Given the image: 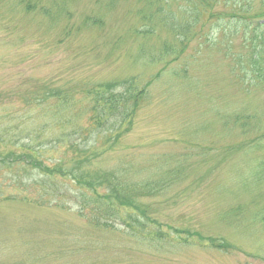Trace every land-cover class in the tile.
Masks as SVG:
<instances>
[{
	"label": "rangeland",
	"instance_id": "obj_1",
	"mask_svg": "<svg viewBox=\"0 0 264 264\" xmlns=\"http://www.w3.org/2000/svg\"><path fill=\"white\" fill-rule=\"evenodd\" d=\"M66 3L73 30L61 43L64 19L54 29L34 14L26 23V39L0 27V36L5 35L0 38V264H129L117 247L95 245L99 239L112 244L113 235L125 231L117 224L125 215L106 216L115 221L99 230L93 223L94 201L87 199L108 194L116 181L141 167L143 177L163 188L143 200L151 218L192 232L195 227L216 242L172 244L161 255L141 252L146 256L137 264H264V191L254 177L264 147L250 148L264 133V84L238 79L221 36L211 45L193 42L165 69L166 61L141 60L149 49L175 41L160 25L157 33L135 32L152 24L143 21L137 0ZM171 12L175 23L186 26L183 7L174 4ZM89 15L102 16L103 30H78ZM133 77L152 84L132 129L117 140H109L103 129H87L84 103L62 110L59 122L48 113L53 100L42 101L47 84L58 89L70 85L82 97L83 87L95 83L118 85L114 92L121 93ZM237 112L256 116L257 135L223 127ZM7 128L10 136L1 138ZM14 130L22 136L18 143ZM40 131L33 143L36 152L18 149L26 145L28 132ZM208 143L214 144L210 152L204 148ZM38 164L46 172L64 169L50 174ZM79 169L88 172L92 186L78 184L76 177L86 182ZM230 205L240 216L223 220L220 215L228 214ZM144 250L151 253L148 244Z\"/></svg>",
	"mask_w": 264,
	"mask_h": 264
},
{
	"label": "trees",
	"instance_id": "obj_2",
	"mask_svg": "<svg viewBox=\"0 0 264 264\" xmlns=\"http://www.w3.org/2000/svg\"><path fill=\"white\" fill-rule=\"evenodd\" d=\"M66 2L67 0H0V27L5 29L4 32L9 33V35L20 32L22 34L20 36L26 39L29 34V25L26 23L29 20L36 17L41 18V21L48 20L50 26L55 29L64 19L63 24H66L62 27V30H66L61 33V37L58 39V43H61L64 39H68L70 31L73 30L72 13ZM137 3L141 4L138 13L142 15L143 21L147 20L152 24L147 27V30L141 29V26L137 27L135 32L141 30L144 35L157 33L159 27L157 25H160L167 32L174 35L175 41L174 44L164 41L159 48L149 49L150 52L143 56L141 60H146L149 64L164 63L163 61H166L164 63L166 64L165 69L169 61L178 60L193 42L197 41L200 45H211V43H215L213 41L221 36L223 40L227 41L225 55L231 58L233 68L238 67L240 73H236L238 79H241L243 83L264 84V0H137ZM177 3L179 7L184 8L187 14L186 26L174 22L171 11L174 4ZM63 4L64 6L61 7ZM34 14H37V16L35 17ZM83 21L81 26H77L79 31L83 29L82 27H100L99 29L103 30V18L100 15H89ZM9 25L10 27L14 25V29L10 30ZM4 36H0L1 40L5 39ZM234 38L240 39L234 42ZM179 75V77H183L181 72ZM150 84H152V80L141 84L137 78L133 77L132 81L127 80L125 90L117 93L114 91L118 88V85L95 83L93 86L83 87L80 94L82 97H79V94L75 92V89L72 90L70 85L58 89L47 84L45 89L49 92L44 93L42 101L45 99L53 100L48 113L59 122L63 121V118L59 115L62 110L71 108L75 103H84L83 113L86 115L85 118L89 119L87 129H103L108 133L109 140H117L132 129L133 116L142 104ZM223 116H225L223 117L225 119L228 114ZM231 117H233L232 121H230ZM231 117L224 121L223 127L227 130L238 129L239 133L242 134L254 132L257 135V131L261 129L260 121L254 122L256 118L254 115H244L237 112ZM254 128H257V130H253ZM186 129L189 128L186 127ZM10 132V128H7L6 131L2 132L1 138H4V134L10 136ZM72 133L76 134V129ZM187 133H189V130H187ZM23 134L25 135V133ZM12 135V137H18L15 140L12 138L15 142L18 143V140H21L19 138L22 136L16 130L12 131ZM40 136L41 131L28 132L27 140H24L26 145L19 146L18 149L28 148L36 152L39 147L34 148L33 143L36 140L38 141ZM262 136H264V133L259 132L258 137L251 143V150L264 147ZM58 140L60 139L58 138ZM37 145L39 146V144ZM192 146L194 147L193 144ZM208 146L204 148H207L210 152L214 144L208 143ZM33 154L31 151L27 155L31 157ZM90 156L93 157L92 154ZM161 163L160 161L158 164ZM37 167L41 168V172L42 170L46 172L45 167L43 168L41 164H38ZM63 169L55 168L54 170L49 168L46 173L52 174L53 171V173H58ZM142 170V167L139 169L134 168L130 176L125 177V181H116L108 194L100 197L96 195L94 198L88 197L87 200L94 201L92 204H94L97 216L93 223L99 230L110 226V223L114 222L117 216L125 215V220L122 221L124 224L117 223L123 227L125 226V233L121 232L120 235L115 233L113 237H116V239L112 244L110 241L107 243L99 239L95 244L96 248L104 250L107 247L113 248L115 246L118 248L119 253L124 254L125 260L129 264H137L142 257L147 255L146 252L149 255H161L172 244L175 246L181 244L200 246L203 245V241L216 242L214 236H204L201 230H197L195 227H193L192 232L187 228H183V226L175 227L164 224L156 218H151L144 209L143 200L150 193L155 194L163 188L156 186L155 182L149 180L150 177L148 179L143 177ZM78 171L86 179L85 182L76 177L78 184L92 186L93 183L90 181L91 178L88 172H85L86 176L81 172V169ZM257 172L254 176L257 180V187H261V190L264 191V160L257 168ZM82 195L85 198L87 197L84 193ZM101 199L106 200V202L104 203ZM83 206L85 207V205ZM233 206L235 205H230L228 208V214L220 215L223 220H231L240 216L237 208H232ZM106 216H111L114 219L106 218ZM124 239L125 241H122ZM115 242L118 243L115 244ZM131 242L133 245L130 244ZM146 244L150 246L151 253L149 250H144ZM219 244L221 246V243ZM141 252L146 253V255H141Z\"/></svg>",
	"mask_w": 264,
	"mask_h": 264
}]
</instances>
